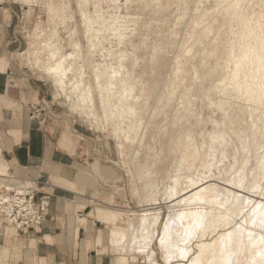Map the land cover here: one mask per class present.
Segmentation results:
<instances>
[{
	"label": "rangeland",
	"instance_id": "1",
	"mask_svg": "<svg viewBox=\"0 0 264 264\" xmlns=\"http://www.w3.org/2000/svg\"><path fill=\"white\" fill-rule=\"evenodd\" d=\"M0 14L6 20L11 19V43L0 55L11 61L16 76L40 89V99L28 106L32 119L42 128L58 122L76 129V176L83 183L82 190L92 199L90 203L101 211L99 218L109 222L95 224V232L89 235L98 239L91 252L98 259L92 263L148 264L153 260L152 264H173L174 257L170 262L166 259L171 249L170 239L168 235L160 238L163 221L170 211L167 191L172 177L181 172L197 180L210 175L212 170L216 174L212 177L214 182L239 188L225 180L227 175L219 177L212 159L203 166L211 153L210 147L218 145L219 124L226 122L229 128L230 122L227 119L230 105L221 103L225 95L221 91L216 95L210 93L214 88L212 78L222 72L233 46L237 55L244 56L249 48H257L259 40L264 41V0H0ZM104 17L105 26L100 24ZM197 21L201 22L198 27ZM113 22L125 32L123 43L118 36L109 35ZM94 30H101L103 38L94 39ZM93 42L97 49L92 55ZM55 49L58 56L72 53L65 61V65L73 68L70 76L83 77L86 84L92 85L95 107L100 106L96 110L97 122L71 109V101L59 93L55 80L47 74V55ZM108 61L114 66L123 63L133 73L134 94L140 95V99L135 112L128 114L135 123L132 129L118 116L106 122L103 114L100 89L94 81L95 64H110ZM122 77H116L115 81ZM233 96L229 99L249 107L255 105L248 103L241 93L235 92ZM132 101L128 100V104ZM113 102L120 103L117 98ZM118 125L124 128V135L115 133ZM261 126V121L252 126L251 141L238 142L241 149L238 157L241 163L251 155L258 165L254 176L264 187ZM206 128L215 130V136L208 135ZM137 136L142 140H136ZM215 158L220 161V151ZM227 161L234 162V158L229 156ZM22 177L11 178L9 182L5 181L7 177L0 179V185L32 186L30 182L39 178L37 198L46 192L45 187L52 186V181L41 176ZM148 183L155 184L157 198L149 199ZM261 191L264 189L246 190L244 194L260 199ZM47 193L51 200L46 219L53 198L51 192ZM204 205L207 210L213 205L214 215L226 210L220 203ZM146 208L154 211L149 215L150 220L159 215L157 223L143 225L140 213ZM130 220L136 225L135 236L142 240L140 246L134 244L135 249L130 242L132 233L127 231ZM3 225L6 228L2 231L0 227V264H55L45 259L35 260L31 254L25 256L21 250L22 239H39V233L33 235L36 228L20 231L7 221ZM255 229L264 231L261 227ZM87 231L82 228L83 237ZM218 231L214 234L206 231L203 237L192 234L194 237L191 236L188 244L196 247L202 238L218 236ZM148 234L150 246L143 240ZM147 247L153 252L150 260ZM71 263V259L62 261V264Z\"/></svg>",
	"mask_w": 264,
	"mask_h": 264
},
{
	"label": "bare ground",
	"instance_id": "2",
	"mask_svg": "<svg viewBox=\"0 0 264 264\" xmlns=\"http://www.w3.org/2000/svg\"><path fill=\"white\" fill-rule=\"evenodd\" d=\"M100 24L105 26L107 19L104 17ZM200 25V21L195 22V26L198 27ZM108 30H111L109 35L118 36L123 43L125 32L120 28V25L116 26L115 22H113ZM102 35L101 30L93 31V37L96 40L103 38ZM92 47L93 55L97 49L94 42ZM192 49L193 51L195 50L194 44ZM57 53L58 51L55 49L51 50L47 55V67L45 68L47 74L55 80L59 93L65 95L71 101V109L77 110L79 114H83L87 118H95V122H97L96 110L100 106L98 108L95 107L92 85L86 84L83 77L70 76L73 68L65 65V61L68 57H72V53L64 54L63 56H58ZM80 54L81 52L79 51ZM118 58L123 60L122 56ZM111 61L113 62V60ZM114 65L107 62L95 64L94 81L100 89V102L103 114L106 122L113 116H118L121 121H126L127 128L132 129L135 123L133 119L128 117V114L131 113L132 115L135 112L140 95L134 94L136 85L135 82H131L133 79L132 71L127 69L123 63L118 66ZM123 68L126 69V71L124 70V77L121 74ZM118 75L122 78L115 81L116 77H119ZM212 80H214V88L210 94L216 95L221 91L225 95V100L221 103L230 105V109L227 112V119H230V122L229 128H227L226 122L219 124L216 138L218 145L215 148L213 146L210 147L211 153L204 160L203 166L205 167L206 163L212 159L213 166L219 171V177L227 175L225 180L239 187L234 188L231 186L234 189H239V191L229 188L230 186H220L214 182L212 177H215L216 174L212 170H209L210 175L205 174L200 178H196L197 180L184 173H177L169 182V188H171L167 191V198L171 204L170 211L163 221L162 236L159 237L163 239L168 235L171 249L167 251L166 259L170 262L174 257L176 260L173 264H264V231L255 229V227L264 228V191L260 192V194L263 193L262 196L260 195V199H255L256 196L252 197V195L244 194L246 190L258 192L260 189L263 190L264 187L254 176L258 165L252 160L251 155L241 163L238 157V154H241L238 142L251 141L252 126L256 125L257 121H261V133L264 138V41L259 40L257 48H249L244 56L237 55L235 46H233L227 55V63L222 67V72L217 78L214 77ZM95 83L93 84L94 86ZM221 84L223 86L227 84L228 87L224 88L220 86ZM235 92L245 95L248 103H255L254 107L237 102L238 100L229 99ZM114 98H117L120 103L115 104L113 102ZM233 98L237 99V96L234 95ZM130 99H133V101L128 104ZM247 109H251V111L248 112ZM255 112L259 114L257 117ZM202 121L205 124L207 123L204 118H202ZM138 128L136 129L139 130ZM205 130L209 131L208 135L215 136V130L210 128ZM124 132V128L121 125H118L115 129L117 135H124ZM136 138V140H142V138L139 139V136ZM241 147L243 148V145ZM218 151L221 153L220 161L215 158ZM229 156L234 158V162L227 161ZM239 163L241 166H237ZM261 165L264 168V159H262ZM43 171V175L58 172L50 164L43 165ZM7 180L5 181H11V179ZM3 185H0V187ZM147 186L150 187L149 199L157 198L155 184L148 183ZM179 188L181 189L178 192L172 191ZM8 189L10 190L9 187H7ZM0 199H4L1 194ZM3 201L8 200L4 199ZM206 203H220L221 206L226 207V210L214 215L213 205L210 208L208 207L209 210H207L204 205ZM142 211L140 215L142 216L143 225L151 221L154 223L158 222V214H155L152 220L149 218L150 214H154L153 210L146 208ZM155 213H158V211H155ZM237 218H239L238 221L231 224ZM4 222L6 221L3 216L2 220L0 219L2 231L6 228L3 225ZM246 223L251 226L244 227ZM226 225L229 226L218 231ZM135 226L134 222L130 220L127 227V231L132 233L130 242L133 249H135L134 244L140 246L142 242L141 238L136 237L133 232ZM197 230L202 232L197 234ZM206 231H210L211 234L218 231V236H214L211 239L202 238L196 244V247L189 245L192 237H194L192 234L203 237ZM143 240L150 246L149 234ZM132 248L130 251H133ZM147 248L150 260L153 252L150 247ZM235 260H237L236 263L234 262ZM152 262L153 260L149 261L148 264H152Z\"/></svg>",
	"mask_w": 264,
	"mask_h": 264
},
{
	"label": "crops",
	"instance_id": "3",
	"mask_svg": "<svg viewBox=\"0 0 264 264\" xmlns=\"http://www.w3.org/2000/svg\"><path fill=\"white\" fill-rule=\"evenodd\" d=\"M10 24L11 19L0 14V52L11 43ZM13 66L0 55V179L43 176L52 181L44 191L53 194L47 219L34 229L33 235L39 233V239H22L21 250L25 256L31 254L35 260L55 264L66 259H71V264H97L92 260L98 256L91 252L98 239L91 238V232L97 223L109 222L99 218L101 211L90 203L92 199L76 176V129L58 122L45 128L37 126L28 106L40 99V89L16 76ZM47 164L58 172L43 175V165ZM82 228L88 230L85 237Z\"/></svg>",
	"mask_w": 264,
	"mask_h": 264
},
{
	"label": "built area",
	"instance_id": "4",
	"mask_svg": "<svg viewBox=\"0 0 264 264\" xmlns=\"http://www.w3.org/2000/svg\"><path fill=\"white\" fill-rule=\"evenodd\" d=\"M43 177V176H41ZM37 180H33L35 185H20L16 187H2L1 195L5 200L0 199V212L5 221L14 224L20 231L34 229L40 227L47 216L50 205L51 195L43 192L39 198L37 191Z\"/></svg>",
	"mask_w": 264,
	"mask_h": 264
}]
</instances>
